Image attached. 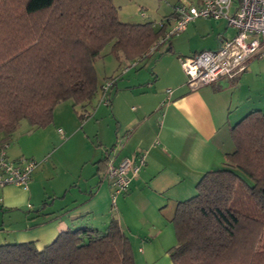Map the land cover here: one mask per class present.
<instances>
[{
	"label": "trees",
	"instance_id": "16d2710c",
	"mask_svg": "<svg viewBox=\"0 0 264 264\" xmlns=\"http://www.w3.org/2000/svg\"><path fill=\"white\" fill-rule=\"evenodd\" d=\"M177 2L155 27L152 21L119 20L113 0H0V149L6 151L23 120L32 128L49 125L57 104L67 99L79 118L88 116L99 92L95 61L103 48L110 44V52L126 63L145 58L165 41L157 44L176 19ZM230 135L234 149L222 167L205 171L194 194L176 204L171 264H264V219L230 206L235 187L245 184L264 210V111L247 112ZM0 264L134 260L127 234L112 217L104 229L61 230L42 248L34 241L2 243Z\"/></svg>",
	"mask_w": 264,
	"mask_h": 264
},
{
	"label": "crops",
	"instance_id": "0c3cea01",
	"mask_svg": "<svg viewBox=\"0 0 264 264\" xmlns=\"http://www.w3.org/2000/svg\"><path fill=\"white\" fill-rule=\"evenodd\" d=\"M235 33L226 20L189 22L185 31L172 39L178 50L169 39L167 48L171 51L166 48L158 55L163 64L156 73L150 70L152 80L148 75L140 78L139 72L121 79L131 70L128 67L114 78L108 103L97 94L98 103L92 101L87 107L88 116L80 119L88 117L85 123L75 120L71 128L72 138L85 133L86 149L79 159L91 164L87 177L67 166L56 181H51L45 165L48 148L34 153L36 156L30 152V158L41 162L33 170L28 187L0 186V200L5 208L18 211V206L28 207L19 219L0 224V244L5 243L4 231L14 233L18 242L34 241L37 248H42L67 228L104 229L114 216L107 165L126 157H134L137 162L142 153L144 165L132 177L127 191L115 198L119 225L126 232L123 210L127 211L124 208L130 204L146 214V222L153 228L162 226L163 219L171 221L177 202L194 194L200 176L222 167L226 154L233 151L230 128L250 110L264 111V55L250 59L248 69L233 79L220 77L196 90L187 86L178 56L215 49ZM183 40L186 46L180 45ZM116 60L119 67L126 63ZM160 75L166 79L159 84L156 81ZM61 104L54 109L53 121L42 127L43 146L55 134V128L58 132L66 126L56 119V115L69 113L70 109L64 111ZM93 136L98 142L90 140ZM6 156L20 158H10L7 151ZM147 258L151 264H171L167 256L157 259L151 254Z\"/></svg>",
	"mask_w": 264,
	"mask_h": 264
},
{
	"label": "rangeland",
	"instance_id": "374dc122",
	"mask_svg": "<svg viewBox=\"0 0 264 264\" xmlns=\"http://www.w3.org/2000/svg\"><path fill=\"white\" fill-rule=\"evenodd\" d=\"M176 1L177 0H113V3L117 7L119 20L131 23L152 21L155 27H157L160 20L166 18L172 13L173 5ZM223 20L226 19L223 17L221 18V21ZM194 21L214 22V19L197 18L193 21H190V24ZM184 31L185 29L176 32L170 37V39L172 40L173 38H177V36H179ZM192 44H195V41H193ZM180 45L186 46V41H181ZM167 46L168 41L165 40L153 54H151L152 52L149 53V57L136 59L135 61L129 63L123 62L124 65H122V67L118 66L116 58L112 56V53L110 52L111 45L109 44L105 46L101 51L100 57L95 61V70L97 74V82L99 85L98 95L100 94L99 96L101 97L102 86H104L106 82H109L117 77L119 73L123 74L121 73V71L122 68L126 65H132L130 67L131 70L127 72V75H123L121 79L127 78L128 75L134 74V72H139L140 78H144L145 75H148L152 80L153 74L150 73V70L152 69L156 73L157 69L159 70L160 68H162L163 60L158 61V55L162 53V51H164ZM175 49L178 50L176 46ZM165 79V77L160 75L156 83H163ZM98 95L93 100L94 103H98ZM61 103L64 111L70 109L68 110V114H64L60 117L56 115V119L58 121L66 124L65 127L62 126V132H57V129L55 128V134H51L52 136L50 140L46 141L43 146V144L41 143L43 128H32L27 124L25 120H23L21 121L19 128L10 137L9 144L6 148L7 154L10 158H16L19 156L30 158V152H33V155H35L34 153H40L44 147L45 149L48 148V153L45 154V165L49 169L48 178L51 181H56L59 178L61 172L64 170V167L67 166L74 170H77V174L81 175V177H87L91 172V164L88 162L82 163V161H80L81 159H79L81 153H83L86 149V144H84L83 140V136L85 133L81 132L76 134L73 138L71 137L73 134V130H71L73 122L75 120H78L83 124L88 119V117L84 120H80L81 118L77 117L76 110L78 108H76V106H73L71 99H67ZM92 139L93 141L98 142L97 137L93 136L90 138V140L92 141ZM90 140L88 139V143L91 144ZM57 148L58 150L55 153L54 151ZM34 159L38 162V164H40L41 161L39 159ZM235 170L245 179L246 184L250 185L252 183V181L240 170ZM112 206L114 210L113 218L119 221V218L117 217V200H114ZM230 206L252 216L264 219V210L260 209L249 196L245 184H238L235 187L232 199L230 201ZM18 208V211L12 210L10 208H5L2 201L0 200V224H2V222L8 223L10 220L12 221L19 219L23 215L22 212H26L28 210L26 204L18 206ZM124 209L127 210H123V215L128 225V228L124 229H126L125 233L127 234L129 240H131V250L134 264H151L152 260H150L149 262V258H147L151 254L154 255L157 259L164 258L165 256L169 257L170 259L168 250L176 242L173 223L169 220L165 221L163 219V224L159 227L161 228L160 231L159 228L156 229L151 227L149 225V221L146 222V220L148 219L146 214L141 212L140 210H137L133 204L126 206ZM0 228L3 227H1L0 225ZM3 235L5 237V242L7 243L18 242L16 241L17 238L12 232L4 231ZM139 240L140 242H145L146 244L143 245L139 242ZM138 248H142L143 251L141 252V250Z\"/></svg>",
	"mask_w": 264,
	"mask_h": 264
},
{
	"label": "built area",
	"instance_id": "2783aa9c",
	"mask_svg": "<svg viewBox=\"0 0 264 264\" xmlns=\"http://www.w3.org/2000/svg\"><path fill=\"white\" fill-rule=\"evenodd\" d=\"M174 10L176 19L157 44L185 29L190 21L198 17L215 20L224 17L236 31L233 37L223 39L215 49L178 56L190 90L210 85L220 77L233 79L248 69L250 59L264 55V0H178ZM158 25L161 26V22ZM131 66L123 67L122 71ZM114 80L102 86L101 100L105 103H108L107 92ZM167 92L170 93V90ZM137 159L136 162L134 157H126L116 164L109 161L106 176L112 186V204L117 195L127 191L132 177L144 165L143 153ZM37 165L33 158L8 159L5 149L1 148L0 186L12 184L27 188Z\"/></svg>",
	"mask_w": 264,
	"mask_h": 264
}]
</instances>
